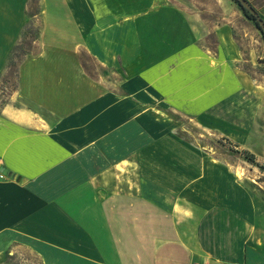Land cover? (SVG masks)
Returning <instances> with one entry per match:
<instances>
[{
	"label": "crops",
	"instance_id": "crops-1",
	"mask_svg": "<svg viewBox=\"0 0 264 264\" xmlns=\"http://www.w3.org/2000/svg\"><path fill=\"white\" fill-rule=\"evenodd\" d=\"M37 1L0 0V78L35 28L15 76L34 109L0 107V258L264 264V201L174 134V115L243 121L256 85L229 33L199 43L198 0Z\"/></svg>",
	"mask_w": 264,
	"mask_h": 264
},
{
	"label": "rangeland",
	"instance_id": "rangeland-1",
	"mask_svg": "<svg viewBox=\"0 0 264 264\" xmlns=\"http://www.w3.org/2000/svg\"><path fill=\"white\" fill-rule=\"evenodd\" d=\"M194 6L202 16L198 20L199 43L214 49L217 31L228 32L238 47L241 60L238 66L255 81L253 97L247 99L241 110L243 121L238 124L237 116L231 109L228 121L229 134L221 128L226 122L213 119L208 130L203 129L192 121L174 115L179 120V128L175 137L195 143L199 154H206L228 163L230 177L240 186L255 192L264 201V38L253 21L249 20L233 0H198ZM198 8V9H197ZM263 20V19H262ZM264 21V20H263ZM32 25L27 26L25 33L34 31ZM30 38H25L24 44L18 46L9 58L10 62L17 63L19 56L27 52L30 47ZM96 68L89 64V71ZM14 67H10L0 78V107L11 104L17 108L34 109L26 100L15 94ZM249 112L251 113L249 115ZM245 123V124H244ZM238 135L235 139L233 136ZM248 151L253 155L250 161L245 154ZM11 255V256H10ZM0 264H39L38 258L27 250L18 249L13 254H6L0 258Z\"/></svg>",
	"mask_w": 264,
	"mask_h": 264
},
{
	"label": "trees",
	"instance_id": "trees-1",
	"mask_svg": "<svg viewBox=\"0 0 264 264\" xmlns=\"http://www.w3.org/2000/svg\"><path fill=\"white\" fill-rule=\"evenodd\" d=\"M233 1L238 5V3H237L236 0H233ZM251 6H252V5H251ZM239 8H240V10L242 11V13H243V14H244L249 20H251V21L254 22V24L256 25V27H257V28L260 30V32L262 33V31H261V29H260V27H259V25H258V20L261 19V18L258 16V14L256 13V11H255V9L253 8V6H252V9H253V12H254V13H250L248 10L243 9L241 6H239ZM28 11H29V13H31V14H37V13H38V1H37V0H29ZM27 36H29L30 41H29V43L26 42L25 45L31 47V42H32V40H34L35 31H31L30 33H28V32L25 33V35L23 36V40H22V42H21L20 45H22V43L24 44L25 38H26ZM20 45H19V46H20ZM17 47H18V46H17ZM17 47H16V48H17ZM16 48H15V49H16ZM15 49H13V50H15ZM29 50H30V49H29ZM29 50H28L27 52H23V53L21 54V57L19 56L18 61H19L24 55H26L27 53H29ZM18 61H17V62H18ZM10 67H14V71H13V73H14V75L16 76L17 63H15V62L13 63V62H10V61H9L8 65H7V70H9ZM15 79H16V77H15ZM15 90H16V81H15ZM245 154L247 155V158H249L250 161H253V160H252V158H253V155H252V154H250L248 151H245Z\"/></svg>",
	"mask_w": 264,
	"mask_h": 264
},
{
	"label": "water",
	"instance_id": "water-1",
	"mask_svg": "<svg viewBox=\"0 0 264 264\" xmlns=\"http://www.w3.org/2000/svg\"><path fill=\"white\" fill-rule=\"evenodd\" d=\"M238 6H241L243 9L248 10L250 13H254L251 4L247 0H236ZM258 25L262 31V35L264 38V21L262 19L258 20Z\"/></svg>",
	"mask_w": 264,
	"mask_h": 264
},
{
	"label": "built area",
	"instance_id": "built-area-1",
	"mask_svg": "<svg viewBox=\"0 0 264 264\" xmlns=\"http://www.w3.org/2000/svg\"><path fill=\"white\" fill-rule=\"evenodd\" d=\"M3 177V175L1 174V171H0V178H2Z\"/></svg>",
	"mask_w": 264,
	"mask_h": 264
}]
</instances>
